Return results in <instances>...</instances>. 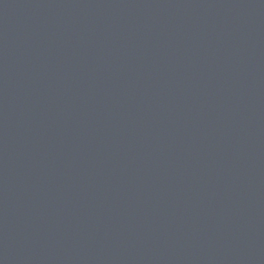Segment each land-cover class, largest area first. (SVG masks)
I'll list each match as a JSON object with an SVG mask.
<instances>
[{
	"label": "water",
	"instance_id": "1",
	"mask_svg": "<svg viewBox=\"0 0 264 264\" xmlns=\"http://www.w3.org/2000/svg\"><path fill=\"white\" fill-rule=\"evenodd\" d=\"M0 264H264V0H0Z\"/></svg>",
	"mask_w": 264,
	"mask_h": 264
}]
</instances>
